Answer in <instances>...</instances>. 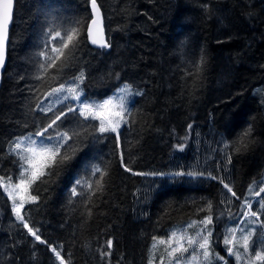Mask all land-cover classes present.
<instances>
[{"label":"trees","instance_id":"obj_1","mask_svg":"<svg viewBox=\"0 0 264 264\" xmlns=\"http://www.w3.org/2000/svg\"><path fill=\"white\" fill-rule=\"evenodd\" d=\"M96 2L104 48L88 41L90 0H15L0 86V264H60L48 245L65 264H148L150 247L177 242L171 231L191 223L188 236L201 233L197 227L211 232L216 264H233L228 229L241 221L245 201L256 209L254 194L264 187V0ZM72 29V55L50 66L59 55L52 48L60 38L52 37ZM74 79L80 102L120 98L125 85L128 98L116 132L101 133L97 118L72 113L49 129L70 139L14 196L17 205L24 197L21 215L48 242L41 244L17 219L4 186L16 188L22 165L31 179L34 170L17 154L26 147L13 146L67 112L38 105ZM102 251L111 255L101 258Z\"/></svg>","mask_w":264,"mask_h":264},{"label":"snow or ice","instance_id":"obj_2","mask_svg":"<svg viewBox=\"0 0 264 264\" xmlns=\"http://www.w3.org/2000/svg\"><path fill=\"white\" fill-rule=\"evenodd\" d=\"M11 2L12 0H0V67H3L4 62H5V44H6V40H7V22L9 20V8L11 6ZM92 9L94 12H96L97 14L99 13V7L96 3V0H90ZM93 24L96 23V20L92 21ZM88 33H89V37L91 38L92 33H91V28L89 27L88 29ZM74 35H76V29H72L71 31H65L64 35L61 36V33L59 31H57L55 33V36L52 37V39L55 41L57 37L60 38L58 44H56L55 46H53L52 51L53 52H57L59 55L57 57L54 58H50L52 60V64L50 66H55V60L58 59L60 56H63L65 58V60H67L71 55H72V49H74L76 47V42L74 41ZM69 42L71 43V48L69 47ZM92 43L96 44V43H100L101 47H108L109 45L103 42H99L96 39H92ZM64 49H67L68 51L65 52L63 51ZM40 55H44L47 56V53L41 52ZM44 65H41V68H43ZM76 79L80 80L82 82L83 79V74H81L80 77H77ZM76 79L73 80V83L76 82ZM130 86L125 85L124 88L120 89V92L124 93L127 92ZM64 91H68L70 93H75L77 91V89L75 88H65V86L63 84H61L58 88L53 89L50 93H48L49 96H57V99L59 100V96L58 93L64 92ZM65 100L69 99L68 96L64 97ZM72 99L75 100H79V96L78 95H73ZM62 103V101H61ZM112 101L111 100H106L104 102L105 105H109L111 104ZM39 107V105H38ZM65 107H67V112H64L63 109L58 110L55 114H54V118L50 121V123H48V125L46 127H43L42 130L38 131L37 133H35L34 135L41 137V149L42 151L48 153L49 158L52 159L54 162L56 160V156L59 153L60 147H62V141L66 142L67 139H70V136L68 133H58L57 136L52 135L51 133H49V129H52L54 126H57V122L60 121L62 122V118L63 119H67V114L68 113H72L73 115H79V116H83L85 119L89 118V113L90 110L92 108V105L84 103L83 101L80 102L79 106L77 107H72L69 105H65ZM123 107V106H122ZM41 111L47 113L49 111H52V108H40ZM119 125H114L112 127H106L103 124H101L99 131L101 133H105V132H116L117 127ZM189 127H191V125H189ZM47 134V135H46ZM27 141L28 144L24 145V141ZM45 141H47L48 143H50L52 146L49 148L47 147V145L45 144ZM35 144V141L32 140L31 136L29 137H23V138H19L17 140V142L14 144L13 146V151L16 150H21L22 149V145H24V147H30L31 145ZM182 150L183 146H179ZM18 155L21 156V159L25 161V163H31V160L29 159V157L26 154H23L22 151L17 152ZM67 159H69V157L67 155H65L64 157L61 158V163H63L64 161H66ZM121 161L123 162V156L121 155ZM22 167V173H21V178H20V182L18 185H15V187L20 188L23 187L24 191H27V187L31 184L34 183L36 180H38L40 178L41 175H43L44 173L42 171L39 170H34L32 172L31 175V179H26V177L24 176V173L28 172V169L25 168L23 165ZM100 168L99 167H95L93 169V172H100ZM125 171H131L130 169H128L127 167H125ZM134 174H140V173H134ZM103 175V174H102ZM177 175H180V173H177ZM189 175H191V173H189ZM211 175V174H209ZM212 179H216V177H211ZM223 185L224 188H226L228 190L229 193H231V195L233 197H236V193L232 191V188L224 183L223 180L220 181ZM81 182L79 180L76 181V184L79 185ZM261 192H264V187H261L259 189L258 192L255 193V195H259ZM72 193L75 195L76 194V188L73 187L72 189ZM10 197L13 199L14 203H13V212L16 213V217L19 221H21V223L23 224V227L25 229H27L28 233L33 236L35 238L36 241H39L41 244H47L48 242L45 240H42L40 235H38V229H33L32 227H30L27 223V221H25L23 215H21V210L24 207V197H21V203L20 204H16L15 203V197L11 195V193L9 194ZM37 199V197L32 196L31 200L35 201ZM237 199H239V197H237ZM244 207L247 209V211H245L244 213H242L244 216H248L251 215L252 217H257V213L256 212H252L251 211V203L248 201H245L244 203ZM261 208L264 209V203H261ZM212 222V217L209 216L207 217L204 221H201L202 224L207 225L210 224ZM255 221H253L254 223ZM195 223V222H194ZM189 227H191V225H189ZM237 229H229V232H231L233 234V239H235V232ZM203 231V230H201ZM239 231H241L242 233L244 232V229H239ZM255 233V229H249L243 236V249L244 252L241 253L240 251H233L232 248H229V254L230 255H235L236 260H237V264H241V261L245 260V254L248 253L250 244L249 241L251 240V237L254 235ZM198 236H200V233H197ZM211 233L209 232L207 236H202V242L198 243V247L199 249L203 250V256L206 258L209 253H208V236H210ZM172 236L175 237L176 233H172ZM183 238V237H182ZM160 243H164V241H160ZM189 246H193L195 244H197V241L194 239H188L187 241ZM225 243H231V241L227 240L225 241ZM252 243H255V241H252ZM49 248L52 250V252L55 253L56 257L60 260V264H65V260L64 258L61 256L60 252L57 251V249L55 247H52V245H48ZM107 247L111 248L112 247V241L109 240L107 241ZM181 251H188L187 248H183L178 247V248H174L172 249V251L169 253V255L171 256L173 253H178ZM111 253L107 252V251H102L101 252V258L105 257V256H110ZM193 259H195V256L193 257ZM255 259L258 261H264V254H261L260 252H257L255 255Z\"/></svg>","mask_w":264,"mask_h":264},{"label":"rangeland","instance_id":"obj_3","mask_svg":"<svg viewBox=\"0 0 264 264\" xmlns=\"http://www.w3.org/2000/svg\"><path fill=\"white\" fill-rule=\"evenodd\" d=\"M71 82H73V81H71ZM64 86L66 89L67 88H75V89H77V91L75 93H70L68 91L58 93L59 100L57 99V96H49L48 93H50L51 92L50 91L46 94L45 98L41 102L39 109L41 107H43V108H55V107L63 106L66 104H72V107L79 106L80 100L72 99V96L78 95L79 99H81L82 90L80 89V87L78 85L76 86V83H69V84H65ZM113 95L116 96L115 94H113ZM65 96H68L69 99L65 100L64 99ZM111 96H108V98L106 97L107 99H105L101 102L94 103V105H92V103H90L89 101H95V100L85 99V103L92 105V108L90 110L89 115L92 118H97L99 120L100 126H101V124H103L106 127H112L114 125H119L120 122L122 121V112H123L122 106L123 105L121 104V102H123V103L126 102V100L128 98V93H125L124 96L122 93L120 98L115 97L116 99H114V97H111ZM106 100H111L112 103L109 105H105L104 102ZM61 101H62V103H61ZM41 112H43V111H41ZM29 136L30 135H28L27 137H29ZM31 138L33 139L32 136H31ZM41 139H42L41 137H37L36 139L33 140V141H35V144L31 145L30 147H27L23 151V154H26L27 156H29V159L31 160V163H29V165H30L32 170L40 169L46 160V156H49L48 153L42 151V149H41V144H40ZM27 144H28V142L25 140L24 145H27ZM45 144L49 148L52 146L47 141H45ZM4 190H5L6 194L11 193L12 196L22 195L21 189L17 188V187L16 188H14V187L7 188V186H4ZM8 196H10V195H8ZM256 197H258V199H257L258 202L256 203L257 207L255 210H251V211L256 212L257 217H252L251 215H248V216L243 215L241 218V221L234 228V229H237L235 232V239H233L232 233L230 236V241H231L230 248H232L233 251L235 252V249L237 247L240 248V245L241 246L243 245L244 234L249 229H255V233L251 237V240L249 241L250 247H249L248 253L245 254L246 259L241 261L243 264H261L264 262V261H258L255 259V252L257 253V252H261V251L263 252L264 251V219L263 220L261 219V211H260L261 203H264V192L260 193L259 195L254 194V198H256ZM12 202L14 203L13 200H12ZM15 203L17 204L18 202L15 200ZM253 221H255V222L253 223ZM189 225H191V227H193V223H191V224H188V225L182 227V229L177 228V229L171 231L173 233L174 232L176 233L174 240L177 242L181 241L180 244L177 242H171V244H169L170 246L165 244V245H163V247L158 249L159 243H155L153 245V247H150V250H149L150 262L148 264H216L214 262L213 255L211 254V250H210V240H209L210 236H208V241H209L208 253H209V255L206 258L202 254L203 250L199 249V247H198V243L202 242L201 237L207 236L209 232L206 230L204 231L201 227H197L201 232L200 236L197 235V233H199V232H197L195 235L188 236L187 229H188ZM201 226H203V228H208L207 227L208 225L202 224ZM241 228L244 229L243 233L241 231H239V229H241ZM193 230H194V232H196V228H194ZM201 230H203V231H201ZM188 239L196 240L197 244H195L193 246H189L188 244H184V242L187 243ZM252 241H255V243H252ZM181 246L183 248H187L188 251H186V252L181 251L178 253H173L171 256L169 255V253L172 251V249L178 248ZM257 248H261V249L257 250ZM188 252H190V254L192 256V258H190V259H188V257H187ZM194 256H195V259H193ZM233 256H235V255H233ZM232 260H233V264H237V262H236L237 260L235 258H232ZM219 264H228V263L225 260H223Z\"/></svg>","mask_w":264,"mask_h":264},{"label":"water","instance_id":"obj_4","mask_svg":"<svg viewBox=\"0 0 264 264\" xmlns=\"http://www.w3.org/2000/svg\"><path fill=\"white\" fill-rule=\"evenodd\" d=\"M98 7H99V5H98ZM14 9H15V0H12L11 6L9 8V17L10 18L7 22V40H6V44H5V49H6V51H5V62H4L3 67H0V86H1V82H2V74H3V71H4L6 63H7L8 43H9L10 31L12 28ZM90 9H91V20H90V22L88 24V28H87L88 41L93 47L104 48V47L100 46V43H96V44L92 43V39L94 38L99 42H103V43L107 44L105 28H104L103 13H102L100 7H99V13L98 14L93 11L92 6H90ZM93 20H96L95 24L92 23ZM89 27L91 28V33H92L91 38L89 37V33H88Z\"/></svg>","mask_w":264,"mask_h":264},{"label":"bare ground","instance_id":"obj_5","mask_svg":"<svg viewBox=\"0 0 264 264\" xmlns=\"http://www.w3.org/2000/svg\"><path fill=\"white\" fill-rule=\"evenodd\" d=\"M217 59V58H216ZM43 261V260H42ZM38 262H39V259H38ZM41 262V261H40ZM38 264V263H37ZM40 264V263H39ZM43 264V263H42Z\"/></svg>","mask_w":264,"mask_h":264}]
</instances>
